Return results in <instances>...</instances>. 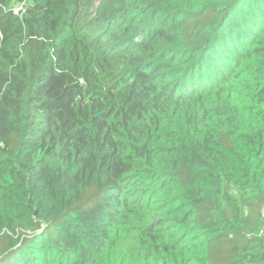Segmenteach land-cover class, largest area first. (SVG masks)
<instances>
[{
  "label": "trees",
  "instance_id": "trees-1",
  "mask_svg": "<svg viewBox=\"0 0 264 264\" xmlns=\"http://www.w3.org/2000/svg\"><path fill=\"white\" fill-rule=\"evenodd\" d=\"M263 229L264 0H0V264H264Z\"/></svg>",
  "mask_w": 264,
  "mask_h": 264
},
{
  "label": "rangeland",
  "instance_id": "rangeland-1",
  "mask_svg": "<svg viewBox=\"0 0 264 264\" xmlns=\"http://www.w3.org/2000/svg\"><path fill=\"white\" fill-rule=\"evenodd\" d=\"M21 8L22 5L21 4H17L15 6L16 12L21 14ZM243 92H246V85H242L241 86ZM131 225L126 224L125 226H123L125 228V230L122 232V238L124 239V244L126 246H137L139 248V244L136 238V232H131L129 231L127 228H129ZM128 231V232H127ZM126 236V238H125ZM128 237V238H127Z\"/></svg>",
  "mask_w": 264,
  "mask_h": 264
},
{
  "label": "built area",
  "instance_id": "built-area-1",
  "mask_svg": "<svg viewBox=\"0 0 264 264\" xmlns=\"http://www.w3.org/2000/svg\"><path fill=\"white\" fill-rule=\"evenodd\" d=\"M263 233H264V229H263Z\"/></svg>",
  "mask_w": 264,
  "mask_h": 264
}]
</instances>
